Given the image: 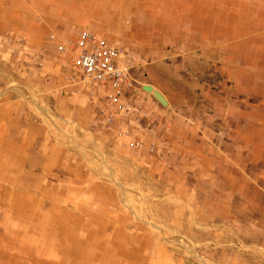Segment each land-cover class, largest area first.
Instances as JSON below:
<instances>
[{
	"label": "rangeland",
	"instance_id": "obj_1",
	"mask_svg": "<svg viewBox=\"0 0 264 264\" xmlns=\"http://www.w3.org/2000/svg\"><path fill=\"white\" fill-rule=\"evenodd\" d=\"M82 28L156 125L105 119ZM0 264H264V0H0Z\"/></svg>",
	"mask_w": 264,
	"mask_h": 264
},
{
	"label": "built area",
	"instance_id": "obj_2",
	"mask_svg": "<svg viewBox=\"0 0 264 264\" xmlns=\"http://www.w3.org/2000/svg\"><path fill=\"white\" fill-rule=\"evenodd\" d=\"M69 50L71 63L80 71L81 80L105 92V119L109 122L126 113L125 98L133 92L137 83L119 61L121 46L88 28H82Z\"/></svg>",
	"mask_w": 264,
	"mask_h": 264
},
{
	"label": "crops",
	"instance_id": "obj_3",
	"mask_svg": "<svg viewBox=\"0 0 264 264\" xmlns=\"http://www.w3.org/2000/svg\"><path fill=\"white\" fill-rule=\"evenodd\" d=\"M144 83L145 82L141 81L140 82V88H138V86H137L136 89H135V91L131 93V95H130L131 103H132V106L134 105V103H136V106L139 105L138 106L139 109L142 110L143 114H146L145 115V121L151 120L152 123H153V125H156V121H155L156 119L155 118L158 115V113H157V111L154 108L156 106H161L162 107L163 105H162V103H160V101H158V99L154 96L153 93L148 92V90H146L143 87V84ZM155 100H156V103L158 105H155ZM160 111L161 110H158V112H160ZM162 111H165V110H162ZM143 116L144 115H140L139 116V119L143 118ZM158 121H159V119H158ZM150 123L151 122L149 121L148 125H151L152 124V123L151 124Z\"/></svg>",
	"mask_w": 264,
	"mask_h": 264
},
{
	"label": "water",
	"instance_id": "obj_4",
	"mask_svg": "<svg viewBox=\"0 0 264 264\" xmlns=\"http://www.w3.org/2000/svg\"><path fill=\"white\" fill-rule=\"evenodd\" d=\"M143 87L146 90L151 91L154 96L158 99V101H160V103L166 104L168 102L165 95L158 88L154 87L151 83H144Z\"/></svg>",
	"mask_w": 264,
	"mask_h": 264
},
{
	"label": "bare ground",
	"instance_id": "obj_5",
	"mask_svg": "<svg viewBox=\"0 0 264 264\" xmlns=\"http://www.w3.org/2000/svg\"><path fill=\"white\" fill-rule=\"evenodd\" d=\"M165 95V94H164Z\"/></svg>",
	"mask_w": 264,
	"mask_h": 264
}]
</instances>
